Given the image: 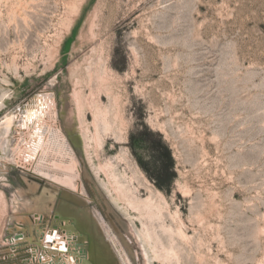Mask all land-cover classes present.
<instances>
[{
	"label": "rangeland",
	"instance_id": "1",
	"mask_svg": "<svg viewBox=\"0 0 264 264\" xmlns=\"http://www.w3.org/2000/svg\"><path fill=\"white\" fill-rule=\"evenodd\" d=\"M42 92L90 201L12 162L4 170L16 120L0 139V264H24L7 242L16 217L38 211L45 230L65 203L90 222L94 264L119 260L93 206L144 264L137 214L91 173L108 162L140 198L161 194L163 225L188 238L175 239L181 264H264V0H0V122Z\"/></svg>",
	"mask_w": 264,
	"mask_h": 264
},
{
	"label": "bare ground",
	"instance_id": "2",
	"mask_svg": "<svg viewBox=\"0 0 264 264\" xmlns=\"http://www.w3.org/2000/svg\"><path fill=\"white\" fill-rule=\"evenodd\" d=\"M2 99L3 96L0 101ZM75 104L78 111L80 104L77 99ZM100 118L101 115L96 114L93 122L96 142L100 141ZM16 120L17 141L11 149L13 154L10 161L6 157L3 158L4 170L6 164L12 162L24 173H31L64 193L89 202L90 198L81 184L78 159L56 121L55 98L51 94L42 92L28 101L19 115L5 116L0 122V139L3 144H7V136ZM90 169L96 179L99 178V174L104 177V180L100 181V187L107 198L116 205L122 203L127 216L130 215L129 211L137 214L141 229L134 232L133 225L129 221V231L134 232L139 241L140 255L137 250L134 251L136 261L141 257L144 264H151L153 261L160 264H181L182 251L175 243V239L187 242L188 238L181 228L173 231L163 225L161 194L150 190L146 199L140 198L133 180L120 175L111 162L103 166L99 165L98 168L91 165ZM5 207V197L0 192V209L5 210ZM70 207L72 206L69 203H65L64 208L69 211L68 214L60 215L61 212H56L51 216V223L45 230L39 226L42 216L38 211L31 219L15 218L14 228L10 230L11 235L7 242L14 253L24 251L22 253L26 257L24 264L95 263L93 257L95 241L90 222L82 220L80 213H73ZM91 217L93 225L103 233V240L109 243L117 255L119 264H132L133 261L119 237L95 206L92 207ZM96 251L97 249L94 253Z\"/></svg>",
	"mask_w": 264,
	"mask_h": 264
}]
</instances>
